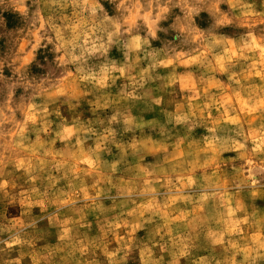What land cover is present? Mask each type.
Returning <instances> with one entry per match:
<instances>
[{"label": "clouds", "instance_id": "9594fccd", "mask_svg": "<svg viewBox=\"0 0 264 264\" xmlns=\"http://www.w3.org/2000/svg\"><path fill=\"white\" fill-rule=\"evenodd\" d=\"M0 264H264V0H0Z\"/></svg>", "mask_w": 264, "mask_h": 264}]
</instances>
